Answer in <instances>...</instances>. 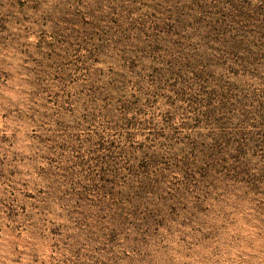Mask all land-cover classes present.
I'll return each instance as SVG.
<instances>
[{"label":"rangeland","instance_id":"obj_1","mask_svg":"<svg viewBox=\"0 0 264 264\" xmlns=\"http://www.w3.org/2000/svg\"><path fill=\"white\" fill-rule=\"evenodd\" d=\"M0 264H264V0H0Z\"/></svg>","mask_w":264,"mask_h":264}]
</instances>
